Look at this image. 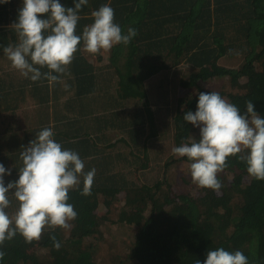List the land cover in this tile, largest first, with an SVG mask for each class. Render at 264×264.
Wrapping results in <instances>:
<instances>
[{
    "label": "trees",
    "instance_id": "1",
    "mask_svg": "<svg viewBox=\"0 0 264 264\" xmlns=\"http://www.w3.org/2000/svg\"><path fill=\"white\" fill-rule=\"evenodd\" d=\"M60 2L74 6L73 0ZM105 4L123 32L131 27L138 35L96 55L84 52L81 42L57 82L22 77L0 47V117H11L29 101L44 110L31 127L16 131L12 124L0 137V163L12 171L5 185L19 178L22 147L44 127L79 153L85 172L96 170L91 195L81 194L83 177L69 192L78 214L70 228L45 229L31 244L17 234L0 246V264H194L220 247L242 251L249 264H264V181L249 176L238 156L229 157L219 174L218 192L193 184L190 173L186 189L175 192L167 170L190 164L187 157L171 154L163 176L152 183L136 182L129 169L136 157L146 167L142 158L148 161L160 136L148 88L158 78L161 102L168 103L172 69L179 70L185 89L171 107L174 147L199 138V129L183 120L196 111L199 92L217 91L242 112L251 100L264 117V0H88L79 12L78 35ZM21 6L22 0L0 3V45L16 43L10 25ZM9 198L11 215L17 203L11 193ZM112 224L134 228L133 239L115 242Z\"/></svg>",
    "mask_w": 264,
    "mask_h": 264
},
{
    "label": "clouds",
    "instance_id": "2",
    "mask_svg": "<svg viewBox=\"0 0 264 264\" xmlns=\"http://www.w3.org/2000/svg\"><path fill=\"white\" fill-rule=\"evenodd\" d=\"M73 4L22 0L17 20L10 25L17 41L0 45L13 70L32 82L47 80L51 84L67 73L81 42L84 52L96 55L116 45H128L138 35L131 27L126 33L122 31L108 4L92 11L94 22L78 35L79 12L88 0H73ZM245 103L242 112L217 91L199 92L196 111L183 116L185 122L199 129V138L190 137L173 147L172 154L187 157L192 183L199 188L218 192L222 188L218 176L228 167V158L236 156L246 163L249 176L264 181V117L255 110L253 101ZM22 149L17 180L5 185L4 177L11 176L12 171L0 163V246L17 234L31 244L41 239L45 229L70 228L78 215L68 203L70 190L77 188L83 177L81 194L88 196L94 183L95 168L85 172L79 153L57 142L51 127L38 131ZM10 193L17 203L11 215L7 211L12 205ZM50 239L59 250L61 243L54 235ZM4 256L0 251V260ZM194 264H249V260L240 250L220 247L208 250L206 259H196Z\"/></svg>",
    "mask_w": 264,
    "mask_h": 264
},
{
    "label": "rangeland",
    "instance_id": "3",
    "mask_svg": "<svg viewBox=\"0 0 264 264\" xmlns=\"http://www.w3.org/2000/svg\"><path fill=\"white\" fill-rule=\"evenodd\" d=\"M224 63L227 61L231 63L232 59L225 58L222 59ZM223 61L221 63L223 64ZM229 65V64H228ZM9 66H4V70H8ZM179 77L180 73L179 70H171L169 74L167 75L168 78V88L169 93L167 94L169 102H161L163 101L162 98L159 95L160 89L156 86L155 80L154 84L149 86L148 90L150 92L151 97V103L156 111V116L158 120V124H160L159 132L160 136L159 138L154 141L153 149L150 150V154L148 156V161L144 160L142 158L141 163L146 164V167H140L138 165L137 157L133 160H136L134 164H131V167L129 168L131 171L130 177L134 178V180L138 183H152L156 181L157 179L161 178L163 176L164 171V163L167 161L169 162V158L172 154V148L174 147L172 137H171V128H172V122H171V107L174 105V101L177 96L182 95L185 92V89L183 85H179ZM69 94H65L64 98L68 99L70 98L68 96ZM50 110H54V105L51 104L50 107H48ZM161 109V110H160ZM170 109V111H169ZM44 110L40 108V106L34 104V102L29 101L24 105L21 110H18L16 113H14L11 117H0V137H2V134L4 131L8 130L10 132L9 128L10 126L16 125L15 130L17 131L19 128L25 129L26 127H31L32 123H34L39 115L44 114ZM7 120L6 122H4ZM127 156L130 157L131 155L127 153ZM189 171V164L187 163H177L175 166L171 167L167 170V177L172 182V184H175V192H181L185 188L184 179L188 174ZM190 175L188 176V178ZM177 183V184H176ZM188 187V186H187ZM190 188V187H189ZM188 188V189H189ZM186 189V188H185ZM116 219V218H114ZM135 231L134 228L130 227H122V225L112 224L110 228V232L112 234V238L115 239V242L120 239H126L127 241H131L133 239L132 233ZM119 243V242H118ZM127 252L124 251L122 255H124Z\"/></svg>",
    "mask_w": 264,
    "mask_h": 264
}]
</instances>
